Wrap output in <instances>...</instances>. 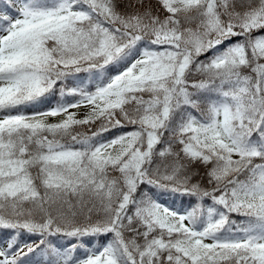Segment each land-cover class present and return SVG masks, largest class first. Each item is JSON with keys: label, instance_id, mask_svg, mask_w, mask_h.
Masks as SVG:
<instances>
[{"label": "snow or ice", "instance_id": "1", "mask_svg": "<svg viewBox=\"0 0 264 264\" xmlns=\"http://www.w3.org/2000/svg\"><path fill=\"white\" fill-rule=\"evenodd\" d=\"M0 264H264V0H0Z\"/></svg>", "mask_w": 264, "mask_h": 264}]
</instances>
